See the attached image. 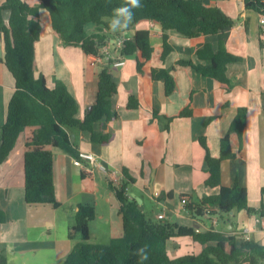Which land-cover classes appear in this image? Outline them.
Instances as JSON below:
<instances>
[{
    "label": "crops",
    "instance_id": "1",
    "mask_svg": "<svg viewBox=\"0 0 264 264\" xmlns=\"http://www.w3.org/2000/svg\"><path fill=\"white\" fill-rule=\"evenodd\" d=\"M201 1L221 8L236 20V25L219 34L189 38L175 31L165 32L159 22L142 21L127 30L109 31L110 38L101 57L89 56L81 47L64 45L46 11H41L43 34L36 45V76L44 74L51 88L55 87L56 79L64 82L76 97L78 117L83 119L96 103L100 73L112 63L111 72L119 86L113 97L117 118L102 121L96 127L110 135L107 145H94L89 132L70 131L80 152H93L98 162L108 169L107 173L88 161L78 166L76 158L70 154L46 147L54 154V180L58 201L62 203L60 208L27 203L25 154L31 131L19 138L8 162L0 169V203L7 214L0 233V257L3 253L8 264H62L76 244L68 238V233L75 224L80 205L96 209V217L90 222L93 244L105 245L113 238L122 237L121 203L110 183L119 186L124 169L135 179L129 189L131 195L142 200L140 205L145 211L149 203L153 204L155 219L164 213L165 221L193 227L201 233L220 231L232 236L247 233L252 240L264 245V228L257 215L245 210L222 215L214 209L211 214L196 217L182 205L183 198H189L190 203H200L204 197L219 193L220 188L206 186L210 175L205 171L207 151L201 138L207 140L210 154L219 157L220 140L228 133L241 107L248 109L243 142L237 134L232 135L236 157L222 163V182L228 187L236 183L246 187L249 205L253 208H259L263 201L264 25L261 14L247 8L244 0ZM28 2L38 4L37 0ZM5 18H9V13ZM94 29L96 32L97 27ZM138 30L150 32L155 48L144 74L137 71V57L123 56L118 44L122 38L131 39ZM164 33L169 35L174 47L165 63L161 61ZM221 41L231 53L242 58L228 65L227 74L235 84L231 92L223 89L217 80L178 64L182 60L201 64L198 49L206 44L218 48ZM4 57L5 44L0 30V141L1 127L7 121L9 103L16 91L15 78ZM123 59L125 65L115 66ZM163 66L176 80L171 96H166L162 81H153L151 77L152 67ZM131 95L141 100V108H127ZM189 105L193 115L178 117ZM153 108L160 111V117H154ZM166 117H176L169 130L165 128ZM201 251L202 245L191 237H175L169 242L172 258Z\"/></svg>",
    "mask_w": 264,
    "mask_h": 264
},
{
    "label": "trees",
    "instance_id": "2",
    "mask_svg": "<svg viewBox=\"0 0 264 264\" xmlns=\"http://www.w3.org/2000/svg\"><path fill=\"white\" fill-rule=\"evenodd\" d=\"M31 5L28 0H0V30L5 44L4 62L16 81L14 92L8 107V118L1 127L0 169L8 162L19 138L30 130L27 138L28 151L25 154V199L28 204H52L60 208L54 180V154L51 149H60L76 159L80 158L78 144L72 141L70 131L79 129L91 134L94 145H107L111 137L96 127L102 121H113L117 114L113 111V97L119 86L113 78L111 65L105 66L100 73L97 100L79 118V103L67 85L56 79L55 87L48 85L44 74L36 76V45L43 34L41 11L48 14L52 28L59 34L66 46L81 47L89 56L101 57L102 49L107 45L112 31L111 23L116 18L114 10L127 6L129 0H37ZM249 9L264 15L263 0H244ZM132 21L127 28L142 21H155L163 30L175 31L189 38L202 35L219 34L236 25V20L219 7L205 5L201 0H140V7L131 8ZM9 13L6 20L5 14ZM95 25L97 31L88 33V26ZM174 51L169 42V35H163L161 61ZM155 48L150 32L135 31L132 38L126 40L122 48L123 56L137 57V71L144 74V68L153 58ZM201 64L193 61H179L181 66H190L202 75L217 80L228 92L235 88L227 74L228 65L242 61L231 53L224 41L218 48L206 44L197 51ZM153 81H162L166 96H171L176 89V80L166 67H152ZM142 107L141 100L131 95L127 108ZM154 117H160V111L153 108ZM191 105L178 117H191ZM248 109L241 107L234 118L228 133L220 140V155L210 154L207 140L201 138V144L207 151L206 172L209 178L206 186L220 188L216 195L206 196L200 203H191L189 213L196 217L205 216L209 208L225 215L234 211H247L250 215L264 218L263 201L259 208L249 205L246 187L236 183L224 186L222 182V163L234 159L236 153L232 145V135H238L243 142L247 126ZM169 130L176 117H166ZM135 179L124 169L120 185L110 183L111 190L121 203L124 233L122 237L111 239L108 246H97L90 242V222L96 217V209L91 205H80L75 214V224L69 229L68 238L76 241L75 246L62 264H264V245L254 240L228 235L220 231L197 232L193 227L182 226L175 222L161 219L153 220L141 207L139 201L130 193V186ZM213 212V211H212ZM7 222V214L0 203V233ZM175 237H191L202 245L199 254L190 253L172 258L169 254V242ZM80 238V240H77ZM144 251L141 252L140 250ZM144 255L147 259H144ZM0 264H8L2 253Z\"/></svg>",
    "mask_w": 264,
    "mask_h": 264
},
{
    "label": "built area",
    "instance_id": "3",
    "mask_svg": "<svg viewBox=\"0 0 264 264\" xmlns=\"http://www.w3.org/2000/svg\"><path fill=\"white\" fill-rule=\"evenodd\" d=\"M261 23L264 25V15H261ZM125 41H126L125 38H122V39H120L118 41V44H119L120 48L124 47ZM123 65H125V60L124 59L118 61L115 64V66H123ZM83 161H88L91 164H93L94 166H96L99 170H101L103 172H106V173L108 172V169L104 165H102V164H100L98 162L97 156L93 152L81 151L80 152V158L79 159H75V164L78 165V166H82L83 165ZM156 196H159V194L156 193ZM190 204L191 203L189 201V198H183L182 199V205L184 207L188 208V206ZM212 211H214V208H209L207 210L206 215L211 214ZM158 219L164 220L165 219V214L163 213V214L159 215ZM259 220L261 221V224H262V226L264 228V218L259 217ZM214 223L216 224V222H214ZM197 232H199V231H197ZM241 236L243 237L244 240H247V241L251 240L250 235L247 234V233H243Z\"/></svg>",
    "mask_w": 264,
    "mask_h": 264
},
{
    "label": "clouds",
    "instance_id": "4",
    "mask_svg": "<svg viewBox=\"0 0 264 264\" xmlns=\"http://www.w3.org/2000/svg\"><path fill=\"white\" fill-rule=\"evenodd\" d=\"M131 8L140 7V0H129ZM130 7L122 6L114 10L116 18L113 19L111 23V28L115 31L117 28H127L128 24L132 21L133 13ZM141 252L144 250L141 249ZM144 259H147V256L144 255Z\"/></svg>",
    "mask_w": 264,
    "mask_h": 264
},
{
    "label": "rangeland",
    "instance_id": "5",
    "mask_svg": "<svg viewBox=\"0 0 264 264\" xmlns=\"http://www.w3.org/2000/svg\"><path fill=\"white\" fill-rule=\"evenodd\" d=\"M94 25H89L88 26V33L89 34H91L92 32H94ZM155 207L153 206V204H151V203H149L148 205H147V209H146V212H147V214H148V216L150 217V218H152L153 220H155V217H154V213H153V209H154ZM79 240H80V238H78ZM90 242L93 244V241H91L90 240ZM95 242V241H94ZM110 243V242H109ZM109 243H107V244H105V245H97V246H103V247H106V246H108V244ZM10 264H12V263H10Z\"/></svg>",
    "mask_w": 264,
    "mask_h": 264
},
{
    "label": "water",
    "instance_id": "6",
    "mask_svg": "<svg viewBox=\"0 0 264 264\" xmlns=\"http://www.w3.org/2000/svg\"><path fill=\"white\" fill-rule=\"evenodd\" d=\"M72 141L73 142L75 141V136L74 135H72ZM137 200L139 201L140 204L142 203V200L140 198H137Z\"/></svg>",
    "mask_w": 264,
    "mask_h": 264
}]
</instances>
